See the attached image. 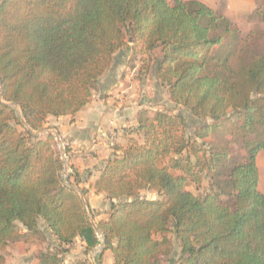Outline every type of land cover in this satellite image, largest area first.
Listing matches in <instances>:
<instances>
[{
    "label": "trees",
    "instance_id": "16d2710c",
    "mask_svg": "<svg viewBox=\"0 0 264 264\" xmlns=\"http://www.w3.org/2000/svg\"><path fill=\"white\" fill-rule=\"evenodd\" d=\"M255 14L264 23V0ZM263 38L264 28L243 36L200 0H1L0 264L11 243L43 238L40 220L60 250L38 253L36 264H65L63 247L78 238L85 253L103 242L114 264H164L172 235L177 264H264ZM128 46L131 60L161 49L153 71L198 122L188 133L183 112H138L143 142L117 146L95 182L110 201L96 221L102 241L66 182L78 185V173L63 177L55 136L31 130L80 111ZM205 176L211 190L200 197L188 187Z\"/></svg>",
    "mask_w": 264,
    "mask_h": 264
},
{
    "label": "crops",
    "instance_id": "0c3cea01",
    "mask_svg": "<svg viewBox=\"0 0 264 264\" xmlns=\"http://www.w3.org/2000/svg\"><path fill=\"white\" fill-rule=\"evenodd\" d=\"M200 1L238 20L254 11L258 0ZM132 54L131 46L116 54L110 68L100 77L92 98L80 111L74 115L48 118L53 120L67 145L69 179L74 182V174L78 173L80 182L77 186L87 188L85 197L97 220L107 218V213L99 218V211L110 209V201L103 193L96 191L95 182L107 159L117 151V146H126L129 139L133 138V133L130 134V130L126 132V128L137 126L138 112L142 108H151L147 100L151 98V94L158 93L155 82L160 81V78L153 71V66L152 74H147L143 59L131 60ZM261 160H264V153H259L257 158L260 169ZM40 222L44 223L43 220ZM49 231L51 232L50 229ZM52 236L59 243L53 234ZM75 241L85 248L82 240L78 238ZM109 251L104 250L100 264H114L113 254L110 257ZM180 251L178 243L172 257L164 264H177ZM94 253L95 249L83 252L88 264H96L93 261ZM96 260L99 264V258Z\"/></svg>",
    "mask_w": 264,
    "mask_h": 264
},
{
    "label": "rangeland",
    "instance_id": "374dc122",
    "mask_svg": "<svg viewBox=\"0 0 264 264\" xmlns=\"http://www.w3.org/2000/svg\"><path fill=\"white\" fill-rule=\"evenodd\" d=\"M0 2H1V0H0ZM257 4H258V1H257ZM217 10H219V9H217ZM219 11L224 13L221 10H219ZM226 16H228V15H226ZM232 20L236 23V25H238L240 27L243 36L249 35L253 30L264 28V23L262 21H260L259 18L257 17V15L255 14V9L251 13H249L243 17H240L238 20H234V19H232ZM258 44L261 47H264V38L258 40ZM160 56H161V49L158 48V49H156V50H154V51H152L146 55L138 56L137 60H139V58L143 59V61H144L143 65L145 66L146 73L150 74L152 71L151 68H152V66H154V62ZM140 79H141V77H140ZM155 83L157 84L156 89H157L158 93L157 94H151V98H149L147 100V102L151 108H147V109L151 113H153L156 110H168L171 113L183 112L187 118V132L193 133L195 131L196 126H197L198 120L190 113L189 110H187L186 108H184L182 106L177 105L174 101H172L168 87L161 80L160 81L157 80V82H155ZM154 97H156L155 100H154ZM17 109H18L17 110L18 116L22 117L20 109L19 108H17ZM142 109H144V108H142ZM134 128H126V132L130 130V134L133 133V135H134L133 138L129 139V142L127 144H129L132 141L143 142V136L140 133H138ZM40 130H41V132L39 133V135L45 136L48 133H52L55 136L54 145H55L56 150L59 151V153L61 154V147H60L59 141L57 139V134H56V131H58L62 141L64 142V147H65L66 154L68 157L67 145H66L63 137L61 136L60 131L53 124V120H48L46 122V124L44 125V127ZM37 131H39V130H37ZM115 146H117V145H115ZM261 153H264V151ZM260 164H261L260 171L262 170L261 171V173H262L261 174V189L264 191V160H261ZM63 177L66 180L69 178V157H68V167L64 168V170H63ZM188 189L190 191H192L195 195L203 197L205 194H207L211 190V184H210L209 177L205 176L199 184L193 183L188 187ZM141 194L143 196H146V197L151 198V199H161L162 198L154 190L145 189V190H142ZM109 211H110L109 209L104 210V211H99V214H101V215H99V218H100V216H104L106 213L108 214ZM94 218H95V221H97V217H94ZM100 219H104V218H100ZM39 225H40V228H41L42 233H43V238L41 240H36L33 243H29V244L25 243L24 241H18V242L11 243L10 246L7 247V249L4 252L5 264H36L34 262V260H35V256L38 253H40L42 251L57 252L60 250L59 243H56L54 241V238L52 236V232L49 231L46 224L40 222ZM20 230L22 233L26 232V229L21 225H20ZM171 237L173 238L174 248H175L178 244L177 239L175 238V235H172ZM100 239L103 241L102 235L100 236ZM102 245H103V242L98 244L94 248L95 249V253H94L95 258L93 261L96 264H97L96 259L100 258V254L104 250V248H101ZM63 248L67 249L65 252L62 253L65 264H70V263H73V262L78 261V260H85L86 259L85 255L83 254V252L85 253V248H82L80 246V244L77 243L76 241H74L73 243L65 245ZM109 255L111 257V255H112L111 250L109 251ZM65 260H67V262Z\"/></svg>",
    "mask_w": 264,
    "mask_h": 264
},
{
    "label": "water",
    "instance_id": "95a60500",
    "mask_svg": "<svg viewBox=\"0 0 264 264\" xmlns=\"http://www.w3.org/2000/svg\"><path fill=\"white\" fill-rule=\"evenodd\" d=\"M15 106L17 107L16 104H15ZM31 132H32L34 135H39V133L41 132V130H39V131H37V132L31 130ZM56 134H57V139H58L59 144H60V147H61V157H62V159H63V161H64V168H67V167H68V159H67V157H66V150H65V147L63 146V144H62V142H61V140H60V135H59L58 131H56ZM66 182H67V184H68L69 186L75 188V189L80 193V195H81V197H82V200H83L84 204L86 205V207H87V209H88V213H89V216H90V219H91L92 223L94 224V226H95V228H96L98 234H99V235H102L101 232H100V230H99V228H98V226H97V223H96V221H95V218H94V215H93V211H92V209H91V207H90V205H89V202L87 201V199H86V197H85V193H84L83 189H82L81 187L77 186V185H73V184L70 183L69 181H66ZM101 248H104V244L101 246ZM100 262H101V258H99V264H100Z\"/></svg>",
    "mask_w": 264,
    "mask_h": 264
},
{
    "label": "built area",
    "instance_id": "2783aa9c",
    "mask_svg": "<svg viewBox=\"0 0 264 264\" xmlns=\"http://www.w3.org/2000/svg\"><path fill=\"white\" fill-rule=\"evenodd\" d=\"M60 140H61V142H62V144L64 146V142L62 141L61 137H60ZM66 157H67V154H66ZM67 159H68V157H67ZM99 236H101V235H99Z\"/></svg>",
    "mask_w": 264,
    "mask_h": 264
}]
</instances>
